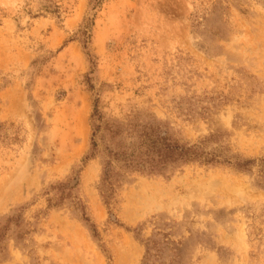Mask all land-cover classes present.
I'll return each mask as SVG.
<instances>
[{"label":"rangeland","instance_id":"374dc122","mask_svg":"<svg viewBox=\"0 0 264 264\" xmlns=\"http://www.w3.org/2000/svg\"><path fill=\"white\" fill-rule=\"evenodd\" d=\"M0 264H264V0H0Z\"/></svg>","mask_w":264,"mask_h":264}]
</instances>
